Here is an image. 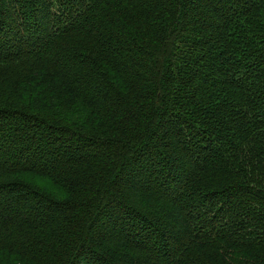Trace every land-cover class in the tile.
<instances>
[{
    "label": "trees",
    "instance_id": "trees-1",
    "mask_svg": "<svg viewBox=\"0 0 264 264\" xmlns=\"http://www.w3.org/2000/svg\"><path fill=\"white\" fill-rule=\"evenodd\" d=\"M0 264H264V0H0Z\"/></svg>",
    "mask_w": 264,
    "mask_h": 264
},
{
    "label": "rangeland",
    "instance_id": "rangeland-1",
    "mask_svg": "<svg viewBox=\"0 0 264 264\" xmlns=\"http://www.w3.org/2000/svg\"><path fill=\"white\" fill-rule=\"evenodd\" d=\"M75 112H76V111H75ZM75 112H74V113H75Z\"/></svg>",
    "mask_w": 264,
    "mask_h": 264
}]
</instances>
